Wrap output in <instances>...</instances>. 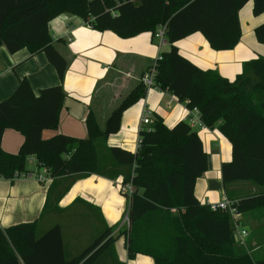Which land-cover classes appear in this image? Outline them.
Returning <instances> with one entry per match:
<instances>
[{"label":"trees","instance_id":"obj_1","mask_svg":"<svg viewBox=\"0 0 264 264\" xmlns=\"http://www.w3.org/2000/svg\"><path fill=\"white\" fill-rule=\"evenodd\" d=\"M252 1V14L264 13V0H0V47L14 53L45 52L60 81L67 64L51 44L48 22L62 13L87 20L92 28L127 38L153 32L167 22L170 44L156 65L155 81L189 108L199 110L207 127L217 125L230 142L231 158L221 163L223 186L248 181L264 188V57L245 62L242 72L229 80L215 69H201L184 57L175 43L201 33L216 51L233 49L241 37L238 12ZM264 44V21L254 27ZM143 96L141 84L108 115L100 128L94 113L85 117L87 136L57 133L43 138L45 129H56L65 93L62 84L35 94L26 78L0 101V177L14 180L33 173L26 167L34 156L37 169L52 179L70 174L122 176L134 190L129 198L128 225L113 236L117 225L105 226L80 253L67 251L59 224L37 235L38 221L51 206L43 207L32 221L0 227V264H121L114 243L124 236L128 257L150 256L155 264H264L234 240L229 216L201 204L195 181L207 170V153L198 133L185 121L168 127L157 117L141 129L135 152L106 146L107 137L119 130L123 112ZM251 97H255L252 101ZM5 129L23 135L15 153L1 148ZM107 152L112 164L106 165ZM226 194L231 197L229 190ZM126 198V195L122 193ZM127 199V198H126ZM238 209H264V191L241 197ZM176 210V215L172 213Z\"/></svg>","mask_w":264,"mask_h":264},{"label":"crops","instance_id":"obj_2","mask_svg":"<svg viewBox=\"0 0 264 264\" xmlns=\"http://www.w3.org/2000/svg\"><path fill=\"white\" fill-rule=\"evenodd\" d=\"M250 2L252 13V1L247 2L238 12L241 37L233 49L213 50L204 36L195 32L175 43L179 52L203 70L215 69L221 76L234 79L242 72L245 62L258 56L264 57L263 44L260 45L252 38L247 43L243 35L241 13ZM258 17L261 19L251 27L253 33L254 27L264 21V13ZM47 26L52 46L67 64L63 79L60 81L45 52L30 54L27 48H21L10 53L5 46H1L0 101L9 97L23 78L28 80L35 94L40 89L61 83L65 97L59 112L58 126L56 129L43 130L42 137L49 138L61 133L85 138L87 131L84 121L88 111L94 113L99 127L103 128L110 112L139 85V78L150 66L157 47L150 32L123 38L112 31L88 28L81 17L69 13L57 15ZM167 46L169 48L170 44ZM144 108L150 111L152 123L159 117L168 127L178 121L186 122L188 115L186 101L179 100L166 89H152L123 112L119 130L107 137V147L119 146L135 152ZM195 131L202 140L208 159L207 170L195 181L194 193L199 202L216 203L226 193V189L236 196L235 199L241 198L243 191H254L250 184L234 182L227 185L229 188L223 186L220 166L222 162L230 160L231 145L218 131L217 125ZM22 141L23 135L19 131L5 129L1 148L5 152L15 153ZM27 161L36 165L35 173L14 180L0 177L1 228L38 218L47 201L50 210L55 209L59 215L71 218L75 226L79 221L90 222L98 230L97 235L105 226L119 223L127 203V199L122 200L123 195L118 189L121 175L111 179L100 174H70L41 182L36 174L42 169H37L35 157L29 156ZM259 188L262 190L253 195L264 191L263 187ZM172 213L176 215V210H172ZM241 224L248 232L245 239L248 252L255 257H264V209L243 212ZM71 230L66 240L61 228L62 239L69 254L75 256L69 248L75 252L80 249L77 245L79 230L73 226ZM117 230L112 232L113 236L118 233ZM114 246L116 258L122 264H155L150 256L138 254L128 257L123 235L116 239Z\"/></svg>","mask_w":264,"mask_h":264},{"label":"built area","instance_id":"obj_3","mask_svg":"<svg viewBox=\"0 0 264 264\" xmlns=\"http://www.w3.org/2000/svg\"><path fill=\"white\" fill-rule=\"evenodd\" d=\"M92 20L93 18L90 16L87 20H84V25L88 28H92L91 25ZM166 31H167V22L158 24L153 32L152 38L157 47V52L154 58L152 59L150 66L141 74L139 78V82L143 88V96H145L152 89L160 88L156 84L155 74H156V65L158 61L162 59L163 47L169 43L167 40ZM150 116H151L150 111L144 108L139 126V132L141 129H146L142 126L152 124V120ZM186 123L193 130L195 129L204 130L208 128L202 121L199 110L196 107L193 108L188 107V115L186 118ZM140 142H141V138L138 133L135 143V151L138 149ZM21 176H27V175H21ZM36 177L41 182H45L51 179L46 169H42L41 172L36 174ZM118 189L121 193L126 195L127 204L129 205V198L134 190L131 182L123 183L121 181L118 184ZM237 203H238V199H232L226 193H223L222 196L220 197V200L216 203L206 202V204L209 206L211 210L221 211L229 216L235 242H237L240 245H244L248 232L242 227L241 224L242 212L238 209ZM128 205L125 211L123 212V218L121 221L122 225L125 223L126 225H128Z\"/></svg>","mask_w":264,"mask_h":264},{"label":"rangeland","instance_id":"obj_4","mask_svg":"<svg viewBox=\"0 0 264 264\" xmlns=\"http://www.w3.org/2000/svg\"><path fill=\"white\" fill-rule=\"evenodd\" d=\"M251 2L249 4L246 5L244 11L241 13L242 17H241V22H242V27H243V35L245 36V42L249 43L251 38L253 40L256 41L255 37H254V33L253 30H251V27L253 24L257 23L259 21V19H261V17H254V15H252L251 13ZM255 20V21H254ZM258 42V41H256ZM263 43H260V45H262ZM264 46V44L262 45ZM168 46H164L163 47V51L167 50ZM169 49V48H168ZM260 55H263V52L259 51ZM252 101H255V97H251ZM103 154H105V156L107 157V159L105 158V163L106 165H110L113 163V161L110 159L109 155H107V152H103ZM27 167L30 168L29 170L32 171L33 173L36 172V165L33 164H29L27 161ZM41 170V169H40ZM41 172V171H40ZM237 184H250L255 190L254 191H248V192H244L242 193V197H246V196H251L253 194H255L256 192H260L262 189H260L258 186L253 185V183H250L248 181H238ZM227 188H229V186H227ZM234 195H231L232 199H235ZM126 201V198L124 196H122V200ZM204 204V203H201ZM127 203H125V207L124 209L127 208ZM123 215L120 217L119 219V223L117 224V228L120 230H124L125 228H127L126 223L125 224H121ZM80 223H78L76 226L73 225V220L71 218L66 216H61L58 214L57 210H53L51 209L50 212H48L42 219H40L38 221V226H37V235H40L41 233H43L44 231H46L48 228L52 227L55 224H59L60 227L62 228L63 231V235L65 237L66 240H68L67 236L70 237L71 235V228L76 227L79 232H78V247H80L79 250H77L78 252H75L74 249L69 248L72 252V255H76L78 253H80L88 244H90V242L95 238V236L98 233V230H96V228H94L90 222H87V220L84 221H79ZM119 230H117L118 232ZM246 244L244 245H239L240 247H242L244 250H247L245 247ZM69 251V250H68ZM248 251V250H247ZM122 264V263H121Z\"/></svg>","mask_w":264,"mask_h":264}]
</instances>
